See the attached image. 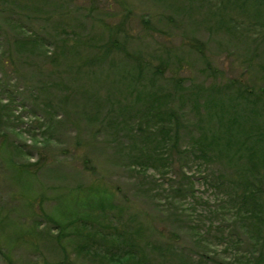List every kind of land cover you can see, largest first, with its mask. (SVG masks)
I'll list each match as a JSON object with an SVG mask.
<instances>
[{
	"label": "rangeland",
	"instance_id": "rangeland-1",
	"mask_svg": "<svg viewBox=\"0 0 264 264\" xmlns=\"http://www.w3.org/2000/svg\"><path fill=\"white\" fill-rule=\"evenodd\" d=\"M219 1L0 0V264L134 263L102 253L123 251L122 242L102 234L112 228H134L128 240H136L143 264H164L162 252L167 264L200 252L243 264L244 254L262 248L264 227L259 241L253 223L224 217L216 204L226 202L224 189L213 177L198 179L207 165L198 168L188 159L172 170L128 166L140 145L124 126H135L138 95L174 88L170 77L182 80L184 94L220 84L210 92L223 102L234 95V84L248 83L260 98L252 108L264 105V9L254 14L247 3ZM251 21L254 29L242 26ZM113 38L117 45L106 48ZM158 64L162 71L153 73ZM169 101L187 131L196 134L193 125L199 124L207 135H231V146L211 164L226 178L264 172L261 166L244 169L250 143L240 142L246 127L264 128V114L228 129L217 123L212 106L208 117L186 96ZM179 130L183 146L187 131ZM187 176L194 196L174 190L181 180L188 183ZM99 192L110 194L113 207L105 210L119 218L90 209ZM203 203L215 213L202 210ZM221 221V228L230 224L236 233L230 247L217 243ZM208 222L211 233L203 236Z\"/></svg>",
	"mask_w": 264,
	"mask_h": 264
},
{
	"label": "trees",
	"instance_id": "trees-1",
	"mask_svg": "<svg viewBox=\"0 0 264 264\" xmlns=\"http://www.w3.org/2000/svg\"><path fill=\"white\" fill-rule=\"evenodd\" d=\"M223 1L224 3L230 1V0H221L219 2ZM238 2L233 1L234 6H243L245 3L249 5L252 9V12L259 13L263 12L262 9H264V0H237ZM230 4V2H229ZM224 16V15H223ZM255 20V19H254ZM258 21V20H257ZM240 25V24H239ZM239 27H245L247 29L255 27L254 22L251 21L248 24H242V26ZM118 40L116 41L115 38L112 40H108L107 43H105V47L109 48L110 46L117 45ZM199 48V46H198ZM201 50V48H200ZM100 53V52H99ZM201 53V52H200ZM102 54V53H101ZM98 53L94 54L93 56H90L88 60L94 61L96 58H98ZM136 61L138 67L140 68V60L137 58H134ZM143 62V61H142ZM207 63V61H206ZM161 64L155 65L153 69V73L155 71H162ZM170 80L173 81L174 88L171 89H164V88H154L150 90L149 92L144 93L142 96L139 94L141 100H139L140 106H138V110H140V113L138 116H131V119L134 120L135 126L134 128H130V125H125L127 129L135 136L131 141H136L140 145L139 151L132 156V159H130L128 166L132 167L134 171L136 168H142V170L151 168L154 170H161V169H174L177 165L178 161H185L188 159H193L195 162H198V168L203 165L205 168V172H202L198 179L201 178L203 181L207 182L210 178L213 177V180L215 181V184L217 185V188L224 189V193L227 195L226 202H223L222 199H216L217 205L221 206V209L223 211V216L226 217L234 215V218L237 219L240 223H247L248 220L250 224H254V226L251 228L253 229V232H251L252 235L258 236V228L263 226L264 227V201L261 199L260 196V188L264 181V172H261L257 175V177L252 178L249 177H235V178H226V173H222L219 171L220 169L215 164L214 167L211 166L214 155L218 156L217 152L220 153V151H224L226 147L231 146V140L230 134L222 135L218 132V134L210 133L207 135V133L204 132V129L199 127V124H194L193 127L196 129V134L191 133L189 130L190 128L186 127L184 123H181V115L180 112L177 110L176 106H173L171 102L169 101L173 97L180 96H186V100H192L198 102V112L201 113V108L205 109V116H208V108L211 107V111L215 113L217 123L222 125L223 127H227L228 129H231L234 127V125H239L245 122L247 119V122L249 121V118L254 119L255 115H261L264 114V105L260 106V110H257L256 107L252 108L255 102L260 100L259 96L253 97V91L250 86V84H241L237 83L234 88V95L229 96V99H226L225 102L223 100H220L216 97H213L211 95L210 91L213 90H220L222 85L218 84V87L216 89H212L211 86L208 88H205L204 85L200 84L194 92L193 90H188L185 94L182 92V80H178V77H170ZM177 88H176V87ZM231 86V84L229 85ZM180 89V90H179ZM205 90V93H204ZM256 98V99H254ZM181 101H183L181 99ZM263 102V101H262ZM261 102V103H262ZM252 104V106H251ZM4 105V104H3ZM1 106V103H0ZM235 106L237 108H235ZM240 108V113L238 112V109ZM247 109V110H246ZM1 110V109H0ZM135 110V113H138ZM246 111L250 112L249 116H246ZM244 112V114H243ZM134 115V112L132 113ZM201 117V116H200ZM199 118V117H198ZM241 118V122H240ZM130 119V120H131ZM202 122V117H201ZM180 128L183 130L186 129V141L183 146H180V140L183 138V135L180 132ZM253 128L256 129L253 131ZM264 128L262 126L254 125L252 127H246L243 129L240 134L243 136L241 139V143H247L246 148H248V152L245 156L246 160L244 163V169L248 170V172H252L253 168H258L261 166L264 168ZM248 131V133L246 132ZM229 133V132H228ZM221 137L224 140V144L221 143ZM244 141V142H243ZM216 151H215V149ZM86 158H84V162H86ZM248 162V163H247ZM247 163V164H246ZM92 167V166H90ZM180 168V167H179ZM264 171V169H263ZM241 175H244L241 174ZM184 179V178H183ZM186 181H188L187 184H182V180L178 183V185L174 188L175 191H183L190 193L192 196L193 194V187H192V176L186 177ZM110 192V191H109ZM97 199H96V205L95 203L90 205L93 209L95 207H100L102 210L103 216L109 217L110 219H116L120 217V214L115 215L113 212L108 213L105 210L106 206L113 207V203L110 199L109 193H104L100 195V192L98 193ZM90 196H85L84 199ZM82 199V201L84 200ZM89 201V200H88ZM89 205V206H90ZM203 208L202 210L207 211L208 214L215 213L212 209H210L206 203L202 204ZM115 206V205H114ZM201 210V211H202ZM195 211V210H194ZM200 215H205L200 214ZM86 217H89L88 214H85ZM113 221V220H111ZM110 221V222H111ZM253 221V222H252ZM237 222V223H238ZM112 224V225H111ZM109 223L110 226L113 227V222ZM222 221L220 224H218L217 227V240L219 244L224 243L228 245V247L231 246L232 238L236 234L231 231L232 226L230 224L229 228L226 229L221 228ZM134 229V228H133ZM133 229L128 230L127 228H112V231H105L102 234H112L114 242L119 244L118 242H122L121 249L123 250L122 253H114V251L108 252L106 249V252L103 250V254L111 255L114 257L115 262L123 263L124 260L126 261L128 257H132L134 259V263L132 264H143L144 258L136 254L135 249V242L134 238H132L130 241L128 240L131 236L130 233L133 231ZM138 233V232H137ZM211 233V229L209 228V222L206 224L204 230L202 231L203 236L208 235ZM201 234V236H202ZM55 237L58 238V234L55 235ZM240 237V236H238ZM261 237V236H260ZM259 237V241L260 238ZM115 238V239H114ZM123 239L125 240L126 244L123 245ZM135 241V242H134ZM234 242H239L238 238L233 240ZM263 242L259 243V247L261 249H258L256 255H253V253L248 252L247 254H244L242 256V259H244L243 264H264V237L262 239ZM95 246V245H94ZM79 247V246H78ZM233 247V246H232ZM96 248V247H95ZM114 253V254H113ZM97 254L96 249L94 251H91V255L95 256ZM181 255V253H179ZM138 256V257H137ZM163 258V263L167 264V260L163 257L165 256L164 253L160 254ZM102 257V256H100ZM104 258V257H102ZM180 258V264H187L186 261H190L191 264H235V263H229L225 261V259L218 258L216 256H207L203 252H200V254L192 255L188 258ZM237 259V258H236ZM241 259V258H240ZM111 260V259H110ZM238 260V259H237ZM147 264H150V261H147ZM242 264V263H241Z\"/></svg>",
	"mask_w": 264,
	"mask_h": 264
}]
</instances>
